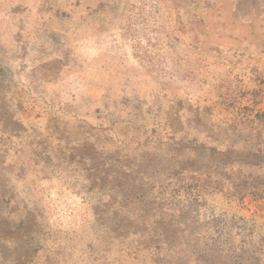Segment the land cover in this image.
<instances>
[{"label": "rangeland", "instance_id": "374dc122", "mask_svg": "<svg viewBox=\"0 0 264 264\" xmlns=\"http://www.w3.org/2000/svg\"><path fill=\"white\" fill-rule=\"evenodd\" d=\"M258 112L264 0H0V264H264Z\"/></svg>", "mask_w": 264, "mask_h": 264}, {"label": "trees", "instance_id": "16d2710c", "mask_svg": "<svg viewBox=\"0 0 264 264\" xmlns=\"http://www.w3.org/2000/svg\"><path fill=\"white\" fill-rule=\"evenodd\" d=\"M258 114L261 115V118H263L264 120V112L263 113L258 112ZM231 154H235L237 156L238 163L240 165H247L253 168L264 167V150L262 149H257V150L254 149L248 151L227 149L221 152V155L224 156L225 158H228ZM262 190L264 189H261V191ZM257 191L258 193H255L253 195L256 196L261 194L260 189H258Z\"/></svg>", "mask_w": 264, "mask_h": 264}]
</instances>
